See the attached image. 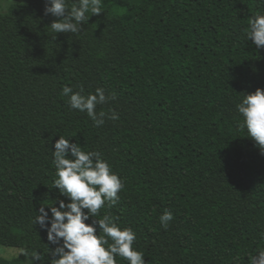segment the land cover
<instances>
[{
    "label": "trees",
    "instance_id": "16d2710c",
    "mask_svg": "<svg viewBox=\"0 0 264 264\" xmlns=\"http://www.w3.org/2000/svg\"><path fill=\"white\" fill-rule=\"evenodd\" d=\"M102 5L78 35L52 31L45 0L0 14V246L50 264L56 245L33 221L65 199L53 163L63 136L100 152L126 181L118 204L94 219L110 211L132 228L146 264H249L264 250V155L239 129L236 105L264 88V50L245 32L264 0ZM65 86L115 93L97 112L114 108L119 120L95 127ZM166 210L175 217L167 230Z\"/></svg>",
    "mask_w": 264,
    "mask_h": 264
},
{
    "label": "clouds",
    "instance_id": "9594fccd",
    "mask_svg": "<svg viewBox=\"0 0 264 264\" xmlns=\"http://www.w3.org/2000/svg\"><path fill=\"white\" fill-rule=\"evenodd\" d=\"M102 0H74L69 7L67 0H45V16L54 17L50 28L57 34H80L90 16L103 15ZM245 29L247 38L257 49L264 50V15L257 13L248 20ZM83 86L79 92L65 86L62 95L70 97L68 103L73 110L87 113L94 126L102 127L107 120H119L116 110L97 112L98 106L117 99L115 93L106 95L103 88L94 94L84 95ZM243 120L238 124L241 131L247 129L250 139L264 155V88L253 93H245L241 103L236 105ZM53 163L56 169L54 187L65 199L58 200L59 207L53 206L49 212L43 206L33 221L47 231L51 249L50 264H117V257L128 264H146L144 253L136 250L137 235L132 228H121L119 217L109 211L101 219H94L104 209H112L126 190V181L116 174L112 166L98 151H85L78 143L61 136L55 143ZM69 201V202H66ZM175 219L166 210L160 217L162 227L167 230ZM92 220L89 224L88 221ZM49 224L51 227H49ZM29 258V264H37L44 259L39 252L22 250ZM249 264H264V250L249 255Z\"/></svg>",
    "mask_w": 264,
    "mask_h": 264
},
{
    "label": "rangeland",
    "instance_id": "374dc122",
    "mask_svg": "<svg viewBox=\"0 0 264 264\" xmlns=\"http://www.w3.org/2000/svg\"><path fill=\"white\" fill-rule=\"evenodd\" d=\"M24 0H0V14H6L13 5L20 4ZM22 255V250L0 246V258L13 259Z\"/></svg>",
    "mask_w": 264,
    "mask_h": 264
}]
</instances>
